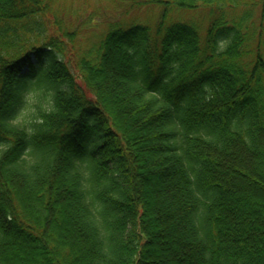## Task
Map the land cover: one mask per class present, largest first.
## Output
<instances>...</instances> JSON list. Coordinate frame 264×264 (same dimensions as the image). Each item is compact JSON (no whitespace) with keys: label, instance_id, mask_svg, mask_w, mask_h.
<instances>
[{"label":"trees","instance_id":"1","mask_svg":"<svg viewBox=\"0 0 264 264\" xmlns=\"http://www.w3.org/2000/svg\"><path fill=\"white\" fill-rule=\"evenodd\" d=\"M51 4L0 0V264H264V0L85 47Z\"/></svg>","mask_w":264,"mask_h":264},{"label":"rangeland","instance_id":"2","mask_svg":"<svg viewBox=\"0 0 264 264\" xmlns=\"http://www.w3.org/2000/svg\"><path fill=\"white\" fill-rule=\"evenodd\" d=\"M249 3L248 7L228 10L215 3L213 5L200 4L197 8H181L168 0L161 4H146L138 6L144 0H52L51 15L61 25L64 33L62 40L68 46L72 45V36L76 47H85L97 42V39L108 30L109 25H116L120 22L124 24L137 23L148 29L151 37L158 36V29L163 23L162 36L175 24H184L198 30L201 37H205L210 24L215 20L237 19L246 11H251L252 22L259 25L262 15L263 0H238ZM52 27V26H51ZM69 32V33H68ZM68 33V36H65ZM51 35L52 30L50 32ZM61 39V38H60ZM30 101V108L24 113V117L30 118L34 113L33 103ZM27 122L29 120L27 119ZM165 245L161 247L158 255L166 261H173L172 255L176 248L175 239L167 237Z\"/></svg>","mask_w":264,"mask_h":264}]
</instances>
